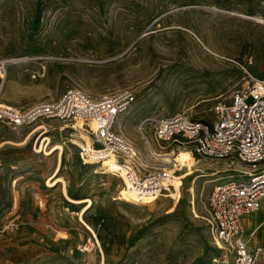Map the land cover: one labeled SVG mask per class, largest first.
<instances>
[{
    "label": "rangeland",
    "instance_id": "374dc122",
    "mask_svg": "<svg viewBox=\"0 0 264 264\" xmlns=\"http://www.w3.org/2000/svg\"><path fill=\"white\" fill-rule=\"evenodd\" d=\"M251 77L264 79V0H0V103L129 89L136 100L116 129L142 151L143 117L208 119ZM77 122L0 121V264H205L219 253L207 198L242 163L189 155L192 165H170L178 188L135 204L119 199V176L82 161ZM44 136L63 145L53 186L59 150L38 152ZM67 197L91 200L82 219L84 204ZM252 240L264 247V225Z\"/></svg>",
    "mask_w": 264,
    "mask_h": 264
},
{
    "label": "built area",
    "instance_id": "2783aa9c",
    "mask_svg": "<svg viewBox=\"0 0 264 264\" xmlns=\"http://www.w3.org/2000/svg\"><path fill=\"white\" fill-rule=\"evenodd\" d=\"M135 100L129 89L93 98L81 89L68 88L55 100L38 101L25 108L0 103V121L11 128L46 120L84 122L90 145L79 147L82 161L103 164V160L112 158L121 168L111 171L126 188L157 191L146 194L153 199L140 200L142 203L176 188L173 182L178 177L163 158L175 149L242 163L244 169L236 170L209 192L207 210L219 253L205 264H261L264 248L252 243L256 228L248 232L245 219L264 208V79L251 77L228 101H214L205 120L184 111L143 117L137 130L146 151L116 129ZM167 144L171 145L170 153L162 152Z\"/></svg>",
    "mask_w": 264,
    "mask_h": 264
},
{
    "label": "bare ground",
    "instance_id": "6f19581e",
    "mask_svg": "<svg viewBox=\"0 0 264 264\" xmlns=\"http://www.w3.org/2000/svg\"><path fill=\"white\" fill-rule=\"evenodd\" d=\"M64 126H68V125L66 124ZM71 127L73 129H75L76 131H78L77 133H74V135H73L75 139L70 140L72 143L78 145L79 147H86L85 142H88L89 145H90L89 136L86 135L87 140H85L84 136L82 135V133H84V132L86 134L88 133L86 131V129L84 128V122L78 121L75 125H73ZM85 133H84V135H85ZM40 137H43V136H40ZM49 144H50V139L48 137L44 136V138H43V140H42V142L40 144V147L37 149V151L38 152L43 151L46 155H49V154L53 153L55 150H59L58 159H57L58 162H57V168H56L55 174H54L53 178L50 179V181L48 182L49 183L48 185L53 186V185H55V183L57 181H61L62 180V179L60 180V177L56 178V172L58 171V169L60 167V165H59V157H61V154L63 152V145L62 144H55V145H52V146L48 147ZM180 151H182L184 154L176 156L179 153L178 152L175 155H173V154H165L164 155L165 156L164 161L166 162V164H174L173 166H176L177 168H175V169H177V170H181L185 166L192 165V162L188 161L189 160V158H188L189 155H192V154L188 150H180ZM194 164H195V162H194ZM103 165L106 166L109 171H111V170L113 171V170H117V169L121 168V166L117 162L112 160V158L103 160ZM191 172L192 171H188V172L182 174L180 178L183 179L185 176L191 174ZM173 185L176 188H178V186H179L178 178H177V180H174ZM64 188H65V185H64ZM153 193H157V191L156 192H146V191H144L143 189H140V188H138V189H136V188L129 189V188H126L124 186L123 189L120 191L119 199H122V200H125V201H129V202H132V203H135V204H139V203L142 204V202H140V200L145 201V200H148L149 198L153 199V197H147L146 196V194H153ZM67 198L70 201H72V202H74L76 204H82V203L84 204V206H82V209H81L80 215H79V218L82 219L81 218L82 214L91 206V200L90 199H71L69 197H67Z\"/></svg>",
    "mask_w": 264,
    "mask_h": 264
},
{
    "label": "crops",
    "instance_id": "0c3cea01",
    "mask_svg": "<svg viewBox=\"0 0 264 264\" xmlns=\"http://www.w3.org/2000/svg\"><path fill=\"white\" fill-rule=\"evenodd\" d=\"M264 212V208L257 211L256 213H260V212ZM255 214V213H254ZM245 223H246V226H247V229H248V232L251 231L252 229H255L256 228V231L257 229H259L262 225H264V217L260 220H258L254 225H252L251 227L248 226V217H246L245 219ZM250 228V229H249ZM254 236V235H253ZM252 243L253 244H257V243H254L253 240H252ZM260 245V244H259ZM263 247V246H262ZM264 248V247H263ZM261 264H264V255H263V260H262V263Z\"/></svg>",
    "mask_w": 264,
    "mask_h": 264
},
{
    "label": "water",
    "instance_id": "95a60500",
    "mask_svg": "<svg viewBox=\"0 0 264 264\" xmlns=\"http://www.w3.org/2000/svg\"><path fill=\"white\" fill-rule=\"evenodd\" d=\"M12 62L20 61V59L11 60Z\"/></svg>",
    "mask_w": 264,
    "mask_h": 264
}]
</instances>
